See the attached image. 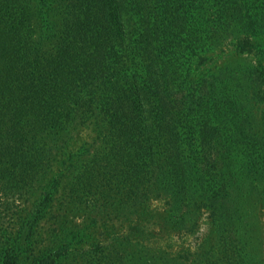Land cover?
<instances>
[{
  "label": "trees",
  "instance_id": "1",
  "mask_svg": "<svg viewBox=\"0 0 264 264\" xmlns=\"http://www.w3.org/2000/svg\"><path fill=\"white\" fill-rule=\"evenodd\" d=\"M0 264H264V0H0Z\"/></svg>",
  "mask_w": 264,
  "mask_h": 264
},
{
  "label": "rangeland",
  "instance_id": "2",
  "mask_svg": "<svg viewBox=\"0 0 264 264\" xmlns=\"http://www.w3.org/2000/svg\"><path fill=\"white\" fill-rule=\"evenodd\" d=\"M65 211L59 212V220H62L64 225L74 227L76 231H82V228L91 229V232L98 234L103 227L106 216L97 214L95 211H87L86 209L78 208L73 210L72 208H64ZM58 215V212L49 214L41 223L45 231V236L51 235L58 227L55 223V218ZM76 224L75 226H72ZM93 227V228H92ZM79 228V229H78ZM95 229L96 232L94 231Z\"/></svg>",
  "mask_w": 264,
  "mask_h": 264
}]
</instances>
